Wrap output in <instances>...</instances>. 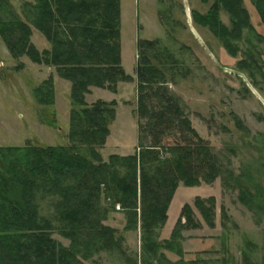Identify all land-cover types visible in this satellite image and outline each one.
<instances>
[{
  "label": "rangeland",
  "instance_id": "1",
  "mask_svg": "<svg viewBox=\"0 0 264 264\" xmlns=\"http://www.w3.org/2000/svg\"><path fill=\"white\" fill-rule=\"evenodd\" d=\"M33 1L10 0V11L28 25L29 41L41 54L50 51L51 45L28 22L25 4ZM213 2L120 0L121 66L133 81L119 82L117 92L92 87L96 90L87 97L89 104L94 99L115 101L109 136L105 146L97 150L104 161L112 154L127 156L152 145V137L142 129L149 121L138 110L136 69L140 56L138 42L158 41L145 54L164 76L159 81L160 86L164 84L161 87L164 96L179 107L221 167L213 182L201 180L190 187L179 183L167 211V221L157 231L156 240L164 257L160 264H264V24L251 0H242L252 30L243 31L240 40L226 43L193 16V12L206 15ZM218 17L226 28H232V18L225 8L219 7ZM48 79L53 82V104L39 105L33 91ZM64 80L55 67L36 64L25 55L13 58L0 37V147L70 145L69 83ZM150 98L148 106L152 111L165 108L160 96ZM182 136L180 128L178 131L174 125L160 136L161 144L183 145ZM79 151L89 157L85 147ZM211 197L212 226L194 207L196 198ZM39 200L40 216L52 220V237L70 247L71 241L62 234L60 222L53 220V200L50 197ZM107 202L104 201L106 205ZM186 204L193 210L196 227L188 225L182 228L181 237L172 236ZM104 225L116 230L121 250L94 254L85 263L133 264L131 261L135 260L142 264L139 227L125 230L126 216L119 207L108 215Z\"/></svg>",
  "mask_w": 264,
  "mask_h": 264
},
{
  "label": "trees",
  "instance_id": "2",
  "mask_svg": "<svg viewBox=\"0 0 264 264\" xmlns=\"http://www.w3.org/2000/svg\"><path fill=\"white\" fill-rule=\"evenodd\" d=\"M9 1L0 0V37L9 54L16 59L25 55L36 64L55 67L58 75L71 84L67 134L70 145L0 147V264H86L94 254L120 251L121 238L115 229L104 225L116 207L126 216L125 230L139 227L142 264H160L164 257L156 240L157 231L167 221L179 183L190 187L201 180L213 182L221 167L179 107L164 96V84L160 86L159 82L164 76L145 54L159 42H138L136 69L138 110L149 121L141 128L152 137V145L127 156L112 154L104 161L97 150L105 146L109 136L115 101L87 104L85 96L92 87L115 92L119 82L133 81L121 66L120 0L26 3L28 22L51 45L50 51L41 54L29 41L28 25L11 13ZM251 2L264 24V0ZM220 6L232 18L231 29L218 19ZM193 13L197 23L207 26L226 43L238 41L243 31L252 30L242 0H214L206 15ZM33 95L39 105H52V80L41 83ZM152 95L160 96L165 108L152 111L148 106ZM174 125L178 131L180 128L184 144L163 146L160 136ZM82 147L87 149L88 158L80 153ZM42 197L53 200V220L60 222L70 247L52 237V220L40 216ZM194 207L212 226L214 198H196ZM193 222V210L186 204L172 236L181 237L182 228L196 227ZM166 247L169 248L167 243ZM180 251L177 246V253ZM131 262L137 264L135 260Z\"/></svg>",
  "mask_w": 264,
  "mask_h": 264
},
{
  "label": "crops",
  "instance_id": "3",
  "mask_svg": "<svg viewBox=\"0 0 264 264\" xmlns=\"http://www.w3.org/2000/svg\"><path fill=\"white\" fill-rule=\"evenodd\" d=\"M51 69H52V68H50V71H52ZM63 80H64V79H63ZM64 81L67 82V83H69V89H68V90H69V95H70V87H71V84H70V82H68V81H66V80H64ZM94 90H96V89H93V90L90 89V92L85 96L86 103L89 104V101H88V98H87V97H88V95H90L91 93H93ZM116 92H117V91H116ZM116 94H117V93H116ZM98 100H99V99H94V100H92V101L95 102V101H98ZM111 101H113V100H111Z\"/></svg>",
  "mask_w": 264,
  "mask_h": 264
}]
</instances>
